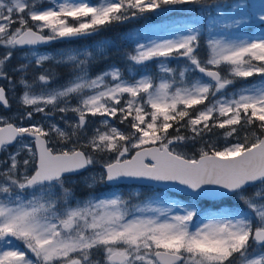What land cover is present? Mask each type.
Returning <instances> with one entry per match:
<instances>
[{
	"label": "snow or ice",
	"instance_id": "snow-or-ice-1",
	"mask_svg": "<svg viewBox=\"0 0 264 264\" xmlns=\"http://www.w3.org/2000/svg\"><path fill=\"white\" fill-rule=\"evenodd\" d=\"M43 2L0 0V46L8 49L0 57V80L9 85L13 81L4 68L18 47L95 35L113 23L162 15L178 5H199L210 20L206 36L198 21L171 38L141 42L129 35L135 54L127 59L140 69L139 78L125 79L116 66L89 75L90 65L112 46L107 41L98 49L32 53L36 66L51 61L70 66L73 74L63 86L39 95L21 79V103L31 109L24 117L71 111L77 119L66 121V128H45L0 117V151L19 145L0 161V264H264V28L259 34H217V28L239 31L250 19L264 26V0L251 16L245 10L255 6L244 0H48V7L40 6ZM180 59L183 66H170ZM154 60L158 75L149 67ZM253 75L262 79L228 92L236 78ZM51 79V70L37 77L45 85ZM0 106H10L4 86ZM89 116L103 119L80 144ZM216 128L224 130L223 148L204 140ZM53 135L65 147L53 146ZM28 137L34 144L25 142ZM197 140L204 142L198 155L181 150ZM92 153L109 158L99 174L81 182L89 189L106 185L110 193L78 199L66 187L67 177L96 164ZM124 180L179 185L190 198L182 202L158 192L132 204L131 194L126 199L115 190ZM232 198L246 210L224 205Z\"/></svg>",
	"mask_w": 264,
	"mask_h": 264
},
{
	"label": "rangeland",
	"instance_id": "rangeland-1",
	"mask_svg": "<svg viewBox=\"0 0 264 264\" xmlns=\"http://www.w3.org/2000/svg\"><path fill=\"white\" fill-rule=\"evenodd\" d=\"M37 2L39 3V0H37ZM230 2L232 3L233 0H230ZM244 2L247 5L255 6L254 8L249 7L245 10L246 12L249 13L250 16H251V14L258 12L261 0H244ZM90 3L96 4L97 0H90ZM40 6L48 7L49 6L48 0H44V2ZM231 15L238 18V14L236 12L232 13ZM209 20H210V18H209ZM209 20H208V22H209ZM69 21L72 22L71 18H69ZM171 25H173V23L171 21H162V22H158V23L153 24L150 27L152 36L151 37L148 36L147 39H143L140 41L146 42L150 39L171 38L173 35H175L177 33V31L182 32L184 30V26H185L184 25L181 27H170ZM17 26L18 25H13V28H15ZM262 28H264V26H262L260 24L258 19H250L248 23L243 24L241 26L239 31L229 32V31H225V30L217 28V34H223L226 36L243 35L245 33L259 34V32L262 30ZM45 32H47V30H45ZM131 33L134 34V31H132ZM70 50H72V48L69 49V47H64L62 49H57V50L53 51V53H51L52 51L51 52L36 51L34 49L19 50V52H18V49H15L13 51L12 58L6 64L4 71H6L10 77L12 74L15 75L16 74L15 72L17 70L14 69L15 68L14 65L18 66V64H19V67L21 65H27L28 66L35 59V57L32 55L33 52H35L37 55H45L46 54L49 56H53V55H56L58 53H64V52H67ZM7 51H8L7 48L0 46V57H3L4 55H6ZM46 62H49V64L53 65L57 70L64 67V66H58L57 64H55L54 62H51V61H46ZM184 63H185V61L183 59L172 60V61H170V66L173 68H176L179 66H183ZM149 67H150L151 71L153 72V74L158 75L157 70H156V61L155 60L150 63ZM133 68H134V70L130 72L129 69H133ZM43 70H44V68H43ZM27 72H28L27 68L23 72L19 71V82L12 79L13 83L11 85H9L7 80H0V83H3L7 86L8 98H9L10 104L12 106H16V107L19 105V110L12 109V111L8 112L7 114H2L0 112V117H3L7 120L15 119V118L19 117V120L21 122L20 125L25 126V127L30 126L32 124H43L44 127L47 128L49 124H57L61 128H66L67 127L66 121L69 123L75 122V120L77 119V116L75 113H73L71 111H69L67 113H60L58 111H52L51 114H49V115H45L44 113H37V114H34V116L31 120H28L26 117H24V113L27 111H30L31 109L26 108L21 103V96H22V93L25 91L24 85L20 83L21 79H25L28 82V84L32 85L31 91L34 94L39 95L42 90L56 89V88L63 86L65 84V82L68 81L72 77V74H70L68 76V80H66L65 82L50 86L48 84H46V85L42 84V83L38 82V80L29 81L28 79H26V76L29 75V73H27ZM126 74L129 78H131L133 76H135L136 78H139L140 69L138 67H134L132 65L131 67H128ZM189 78L190 79L192 78L191 74H190ZM240 80H242V78H236V82L232 86H230V88L228 89V92H232L234 89H240L243 86H245V85L240 83ZM76 103H77L76 99L71 100L72 105H75ZM202 107H198V108H202ZM49 108H51V106H49ZM101 119H103V118L99 117V116H97V117L89 116L88 117V124H87V127L85 129L86 135L84 133H81L79 135V143L80 144H83L87 140V138L93 134V131L95 128L100 127V120ZM111 119H113V122H110V123L119 127L117 125V123H119V120L114 119V118H111ZM120 129L125 131V132L128 131V128H126V127H123ZM223 131L224 130H221L218 128L213 129V132L209 133L207 136H205L204 140L205 141L211 140L218 147L223 148L225 146V143H226L224 138H223ZM188 132H187V134H184V135H191V133L190 132L188 133ZM50 140H51V144L57 148L65 147V145L62 142L58 141V138L55 135L50 137ZM75 140H76V137H73V141H75ZM25 142L29 143V141H27V140H25ZM203 143L204 142L200 141V140H197L195 142V144H193L191 141H189L188 144L182 148V151H184L185 153L191 152V153L198 155V150L200 147L203 146ZM77 146H79V144H77ZM67 147H69V148L72 147V143H69L67 145ZM18 148H19V145L16 144L12 151H6L5 154H3V156H1V154H0V161L7 159L8 154L11 152L17 151ZM85 151H88V149H85ZM192 151H194V152H192ZM92 154L94 155V157L97 160L96 164H94L93 166H90L88 171L85 172L84 174L80 175V176L67 178L68 183H73L74 185H76L77 190H81L83 187H86L85 184L81 182L82 177L87 176V175H91V174H99L102 171V169H101L102 163L109 158V154H99V153H92ZM25 155H26V152L22 153L20 158L22 159L23 156H25ZM100 185L101 184H97L95 187L100 186ZM102 186H104V185H102ZM130 187H135V186H130ZM139 190H140L139 188H134V190L132 192L136 193ZM116 191H118V190H116ZM251 191H253V188H251ZM78 199H84V198H78ZM73 204H75V201H73Z\"/></svg>",
	"mask_w": 264,
	"mask_h": 264
},
{
	"label": "trees",
	"instance_id": "trees-1",
	"mask_svg": "<svg viewBox=\"0 0 264 264\" xmlns=\"http://www.w3.org/2000/svg\"><path fill=\"white\" fill-rule=\"evenodd\" d=\"M228 3H231L230 0H228ZM209 18L210 17L207 15L206 11L203 10L199 5H178L175 8L171 9L169 12L162 15L147 13L141 18L132 19L123 23H113L111 26H106L103 30L99 31L95 35H91L84 39L70 41L69 44L67 43V45L69 49L72 48V50H85L89 48L98 49L101 42H109V44H111L112 46L107 48V55L104 57H98V59L90 65L89 75L94 78L97 74L108 70L112 66H116L121 70L123 76H126L128 67L132 66V63L127 59V55L129 53L135 54L134 42L130 41L127 38L129 35H134L136 39L143 40L147 39L148 35L150 34V27L155 23L162 21H171L175 26L181 27L191 22L198 21L201 25V31L204 32L206 36L207 33L205 31V28ZM132 31H134V34L131 33ZM205 43V38L204 36H202L201 47L199 51L201 57H203L205 53ZM28 67L29 69H27V71L29 72L33 80H37V77L40 74H44L48 70H51L52 78L54 77V79L65 77L68 74H73V69L70 66H66L58 70L50 66L37 67L31 64L28 65ZM196 75L199 74L197 73ZM261 79L262 77L260 75H253L252 77H249L247 79L240 80V83L243 85H250L260 81ZM202 106L203 105H197L194 107L198 108ZM189 111L193 110L190 109ZM117 125L119 126V128H127L126 124L117 123ZM169 132L175 134L173 132V129H170ZM187 132V129H181L182 135L187 134ZM186 154L191 156L194 153L186 152ZM66 187L72 188L75 192V196L78 198H87L92 193H110L108 186H102V184L92 189L83 187L81 190H77L76 185H74L73 183H66ZM120 189L121 193H123L126 199H129L131 194L132 204H137L141 200H144L146 198H152V194L158 192L166 193L169 198H177L185 202L189 200V198L181 197L176 194L152 189L149 187H139L140 190L136 193H133V190H131V188L126 189L125 186ZM248 191L249 193H251V188H249ZM137 193L141 194L138 198L136 197ZM223 203L224 205L228 206L236 205L239 209L246 210V206L243 203L237 202L235 198H232L231 200H225ZM205 206L208 207L209 211L214 210L210 204H206ZM217 207H220V205L218 204Z\"/></svg>",
	"mask_w": 264,
	"mask_h": 264
},
{
	"label": "water",
	"instance_id": "water-1",
	"mask_svg": "<svg viewBox=\"0 0 264 264\" xmlns=\"http://www.w3.org/2000/svg\"><path fill=\"white\" fill-rule=\"evenodd\" d=\"M86 37H88V36H86ZM86 37H82V38H86ZM82 38H78V39H82ZM73 40H77V39H73ZM67 41H71V40H55V41H52V42H49V43L40 44V45H36V46H25L23 48H19L18 47V49L38 48V47L47 46V45L52 44V43H55V42H67ZM1 107H3V106H1ZM3 108L5 110H8L10 107H7V108L3 107ZM111 121H113V120L111 119ZM28 139H31V138L28 137ZM9 146H11V145H9ZM86 170H83L80 173H83ZM73 175H76V174H73ZM133 183L139 184V185H144V186H154V187H157V188H160V189H164V190H168V191H172V192H176V193H182L180 191V187L181 186H179V185H173V184H167V185H165V184H155L154 182L141 181V180H124V181L118 182V184H133ZM182 194H185V195L189 196L187 193H182Z\"/></svg>",
	"mask_w": 264,
	"mask_h": 264
},
{
	"label": "flooded vegetation",
	"instance_id": "flooded-vegetation-1",
	"mask_svg": "<svg viewBox=\"0 0 264 264\" xmlns=\"http://www.w3.org/2000/svg\"><path fill=\"white\" fill-rule=\"evenodd\" d=\"M64 46H65V45L62 44V43H57L56 45H55V43H54V44H51V45H49V46L42 47V48L35 49V50H36V51H47V52H51V51H53L55 48L62 49ZM18 52H19V49H18ZM46 64H47V63H46ZM49 65H50V64H49ZM53 67H54V66H53ZM17 68H19V64H18V66L16 65L15 69H17ZM15 73H16V74H15V79H16L17 82H19V71H16ZM1 82H2V81H1ZM54 83H55V82H54V79L52 78V79H51V82H50L48 85L51 86V85H54ZM61 83H63V82H61ZM55 84H60V83H55ZM0 86H4V87L6 88V90H8V89H7V86H6L5 84L0 83ZM17 107H18V108H17ZM17 107H16V106H13L14 110H19V105H18ZM0 112H1L2 114H7L6 112H3L2 110H0ZM8 121L11 122V123H13L14 125L19 126V117L15 118V119H10V120H8ZM29 143L34 144L33 141H29ZM13 148H14V146H13V147H10V148H7L6 150L1 151V152H0L1 156H3V154H5L6 151H12ZM18 243H19V242H18ZM19 246H20L21 248H23V245H22V244H19Z\"/></svg>",
	"mask_w": 264,
	"mask_h": 264
}]
</instances>
